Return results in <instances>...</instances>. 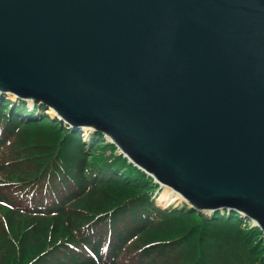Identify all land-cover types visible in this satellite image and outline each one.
I'll list each match as a JSON object with an SVG mask.
<instances>
[{
  "label": "water",
  "instance_id": "95a60500",
  "mask_svg": "<svg viewBox=\"0 0 264 264\" xmlns=\"http://www.w3.org/2000/svg\"><path fill=\"white\" fill-rule=\"evenodd\" d=\"M3 93L264 238V0H0Z\"/></svg>",
  "mask_w": 264,
  "mask_h": 264
},
{
  "label": "trees",
  "instance_id": "16d2710c",
  "mask_svg": "<svg viewBox=\"0 0 264 264\" xmlns=\"http://www.w3.org/2000/svg\"><path fill=\"white\" fill-rule=\"evenodd\" d=\"M23 105L22 101L13 105L0 95V148L13 140L21 126L26 125L29 132L35 126L34 119L43 116L44 109L36 104L37 109H30L31 112ZM50 120L53 122L47 124L57 136L47 146L49 149L43 147L45 142L41 144L42 148L28 149L33 146L30 144L32 138L19 142V148L14 146L30 151L25 158L35 165L31 181H12L2 171L5 166L0 153V264H12L11 249L15 248L16 241L10 213L14 211L25 213L26 218L31 217L24 220L21 228L29 226L30 230L33 222L39 226L43 219L50 224L46 238L31 249L33 253L28 259L39 252L31 261L39 257L44 259L42 264H129L128 260H120L123 253L141 254L144 258L145 255L151 256L149 249L152 247L141 250V243L147 233L158 228L153 227L156 221L163 224L172 215L165 217L164 211L151 200L154 191L158 190L153 179L119 155L113 145L106 143L103 135H91V141L87 143L77 132L64 128L57 120ZM18 138L21 140L22 136L18 135ZM42 138L40 134L34 140ZM64 146L71 151L69 165L60 158ZM22 159L16 154L6 157L9 162L21 160L25 163ZM111 187L118 192L111 194ZM96 190L101 192L98 199L87 204L88 207L83 206L89 194ZM112 196L115 197L109 199ZM235 214L229 213L226 217L231 220V217H237ZM126 215L129 216L128 222H125ZM100 224L106 225L103 234L91 238L89 234L94 233V227ZM245 227V244H250L251 252H258V264H264L262 234L256 227ZM104 235L108 236L110 243L102 251ZM85 251L91 256L82 257ZM56 254L58 258L53 261L52 256Z\"/></svg>",
  "mask_w": 264,
  "mask_h": 264
},
{
  "label": "rangeland",
  "instance_id": "374dc122",
  "mask_svg": "<svg viewBox=\"0 0 264 264\" xmlns=\"http://www.w3.org/2000/svg\"><path fill=\"white\" fill-rule=\"evenodd\" d=\"M3 99L8 100L9 103L13 105H18L20 100L11 101L10 97L7 94H3ZM15 98V97H14ZM25 110L31 112L30 109H37L34 105L35 103L31 101H22ZM49 109H44L43 116H39L35 118V126L29 132H27L26 125L21 126L13 140L8 141V143L0 148V153L2 154L3 163L5 167L2 168L4 173H7L9 177H11L14 181H31L32 173L35 170L34 162L31 160H27L25 156H27L30 151H25V149H18L19 142L26 139H33L30 144H33L28 149L42 148L41 144H44L43 147L49 149L47 147L50 142L57 136L56 133H53L50 130L49 124H51L50 119L52 118L49 114ZM54 115V114H53ZM31 117V116H30ZM46 117V118H45ZM50 117V119H48ZM53 120H56L55 115ZM64 128L68 126L62 124ZM77 132L87 143L91 141V135H94V132L86 131V130H73ZM42 134L44 138L34 140L38 135ZM22 136L20 140L18 138ZM104 139V138H103ZM38 145V146H34ZM17 146L18 148H14ZM71 146V145H66ZM16 154L18 157H22L25 163L21 162V160L9 162L6 160V157ZM46 155V153H44ZM71 154L69 147L64 146V151L60 155V158L63 160L65 165H69L68 158ZM33 160V159H32ZM50 164V163H49ZM23 185V184H17ZM110 193L118 192L115 191V187H111ZM163 189H158L154 191V195L151 197L152 201L156 204V206L164 211L165 217L170 213L171 217L162 224V222L156 221L153 224V227H157L152 232L147 233L145 236V241L141 243L143 248H149L151 251V256H146L145 258L140 254L136 256L134 254L123 253L121 255V261L128 260L129 264H144L150 262L149 264H258L256 258L259 256L258 252L254 253L250 251V244H245V226H251L249 222H245L240 218L239 215L233 219H227L226 215H228L229 211L219 210L215 212H203L197 213L190 212L192 211L188 206L184 205L179 199L175 200V202L167 205L165 202H160L159 199ZM100 190L93 191L89 194L88 198L84 202L83 206H87L94 201H96L100 195ZM117 196V195H115ZM109 199H112L113 197ZM101 202H104L101 201ZM106 202V201H105ZM88 207V206H87ZM23 212H11L10 216L13 218L11 223L13 226V230L15 233V241L16 246L14 249H11L12 252V264H27L29 261L34 259L36 254L28 259L27 257L33 253L31 249H35L36 245L40 240H44L46 238L45 233L49 232L50 224L46 220H42L41 225H35L33 222V226L29 230V226L21 228L23 222L27 218H31L30 216L26 218ZM234 214V213H233ZM215 216V217H214ZM125 222H128L129 216L126 215ZM19 220H16V219ZM233 219V220H232ZM230 220V221H227ZM239 220V221H238ZM111 224V223H110ZM36 226V227H34ZM106 225H98L94 227V233L91 232L89 234L91 238H96L97 234H103L102 230H105ZM27 230V231H26ZM26 231V232H25ZM23 234L22 237H20ZM113 238V235L111 236ZM263 243L264 238L261 237ZM166 241V242H165ZM101 242H103L102 251H105L108 248L110 243L108 236H103ZM100 242V243H101ZM114 243V241H113ZM36 244V245H35ZM165 244V246H164ZM157 246V247H156ZM44 246L41 247V250ZM160 249L162 250V254L158 255ZM40 250V251H41ZM88 251H91L87 248ZM140 250V251H141ZM20 259H19V257ZM90 252H83L82 257H90ZM44 261L43 258H36L35 260L29 262L28 264H42Z\"/></svg>",
  "mask_w": 264,
  "mask_h": 264
},
{
  "label": "bare ground",
  "instance_id": "6f19581e",
  "mask_svg": "<svg viewBox=\"0 0 264 264\" xmlns=\"http://www.w3.org/2000/svg\"><path fill=\"white\" fill-rule=\"evenodd\" d=\"M9 97H10V100L11 101H15V98L13 95L10 96V94H7ZM33 103H35L38 107L42 108V109H49V114L50 116L52 117L51 119L53 120V117L55 115V113L53 112V110H50L51 108H49L46 104H43L41 102H38V101H33ZM54 114V115H53ZM50 118V117H49ZM56 120L58 122H60L57 117L55 116ZM61 123V122H60ZM61 124H64V123H61ZM91 131L94 130L93 128H89ZM99 133V132H98ZM101 134V133H99ZM102 135V134H101ZM179 199V195L174 193L173 191H171L170 189L168 188H164L161 195H160V199L158 200L159 201V204L160 202H165L167 205H170L171 203L175 202V200ZM251 224V222H249ZM253 227V226H252ZM258 229V228H257ZM259 230V229H258ZM58 258V254L52 256V260L53 261H56V259Z\"/></svg>",
  "mask_w": 264,
  "mask_h": 264
}]
</instances>
